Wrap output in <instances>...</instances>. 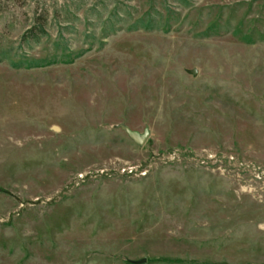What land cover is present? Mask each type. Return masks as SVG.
Here are the masks:
<instances>
[{"label": "rangeland", "instance_id": "obj_1", "mask_svg": "<svg viewBox=\"0 0 264 264\" xmlns=\"http://www.w3.org/2000/svg\"><path fill=\"white\" fill-rule=\"evenodd\" d=\"M142 259L264 264V0H0V264Z\"/></svg>", "mask_w": 264, "mask_h": 264}, {"label": "water", "instance_id": "obj_2", "mask_svg": "<svg viewBox=\"0 0 264 264\" xmlns=\"http://www.w3.org/2000/svg\"><path fill=\"white\" fill-rule=\"evenodd\" d=\"M189 74L196 76V71H189ZM119 129H121L126 135L127 137L134 143L136 144L138 147H142L146 141L148 140L149 136H150V131L148 128H145L143 130L142 133H139L137 131H133L130 128H128L127 126L120 124L117 126ZM146 259H142L139 260L137 262H133L135 264H142L145 263Z\"/></svg>", "mask_w": 264, "mask_h": 264}, {"label": "trees", "instance_id": "obj_3", "mask_svg": "<svg viewBox=\"0 0 264 264\" xmlns=\"http://www.w3.org/2000/svg\"><path fill=\"white\" fill-rule=\"evenodd\" d=\"M41 31H42L41 33H43V28H41ZM37 36H38V33L35 34V37H37ZM22 40L25 41V36L22 37ZM34 65H36V64H34Z\"/></svg>", "mask_w": 264, "mask_h": 264}]
</instances>
